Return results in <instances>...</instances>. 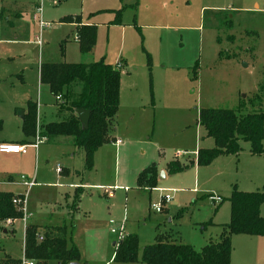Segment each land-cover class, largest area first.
<instances>
[{"label":"rangeland","instance_id":"rangeland-1","mask_svg":"<svg viewBox=\"0 0 264 264\" xmlns=\"http://www.w3.org/2000/svg\"><path fill=\"white\" fill-rule=\"evenodd\" d=\"M36 1L18 0L14 4L13 0H0L2 140L29 142L30 138L22 132V121L17 118V112L26 110L27 103L31 101L38 105V115L42 114L45 121L50 118L53 122L67 120V114L61 107L68 110L70 99H74L79 87L72 88L67 102L63 99L56 101L38 81L42 65L64 61L61 45L64 59L68 62L77 60L79 64L86 65L103 60L113 66L115 62L124 60L123 55H126L138 64L139 59L144 60L145 65L132 66L130 79L125 74L121 75L119 113L114 125L116 131L109 135L111 141H121L119 148L116 149L111 142L100 147L94 154L92 170L84 172L81 156L70 158L71 153L65 149H61L62 154H57L59 148L54 144L42 145L38 147L37 162L30 165L31 176L18 169V160L2 161L0 190L23 191L27 213L32 214L30 221L46 225L53 221L50 212L55 192L68 191L67 187L57 189L56 185L78 183L92 186L86 189L80 206L78 204L79 213L73 223L76 229L72 245L77 248L79 260L84 264H141V252L135 263L113 262L111 256L120 244L116 242L113 248L111 246V241L115 242L110 233L113 227H124L127 234L124 240L129 235L137 236L140 250L153 245L158 235L177 238L180 244L191 246L196 251L208 240L215 242L217 230L208 226L216 223V219H230L227 200L233 188L242 193H252L243 192L241 188L257 187L256 191H260L264 187V156L256 159L254 166L241 154L238 160L223 158L212 167H198L195 159L198 172L191 168L176 176L169 175L165 180H159L151 191L139 189L136 176L151 162L158 169L166 170L170 162L185 166L191 163L190 160L194 161L196 145L201 142L197 127L201 110L237 111L245 104L239 110L241 114L255 109L264 112V102L254 100L259 88L264 86V0H177L173 4V0H53L43 7L42 20L48 23L43 29L33 20ZM180 7H183V49L178 47L179 34L171 39L176 45L175 50L183 54V96L174 94L167 100L160 92L163 81L159 76L161 65L154 57L153 76L150 55V66L147 64L142 40L144 33L148 42L149 31L139 25H162L166 16L164 19L161 16ZM95 9L97 12L93 14L98 10L100 13L89 17ZM119 10H122L117 18L120 25H113L115 12ZM19 12L21 17H13ZM71 17L88 20L96 27V42L89 55H80L74 43L76 29L62 21L70 18L71 22H78ZM147 17L152 22L148 23ZM124 26H132L133 31L127 29L122 38ZM190 27L201 29L192 30ZM65 40L67 43L62 44ZM243 96L247 98L243 99ZM38 126L42 131V122L36 116L35 129ZM208 142L212 144L213 141ZM201 147H206V143H201ZM240 147L243 151L249 144L240 142ZM2 168L13 183L22 176L35 179L36 187L26 192L23 188L6 185V174ZM56 168L73 170L80 175L73 174L66 181H56L51 175ZM109 190H114L112 199L106 198ZM161 190L169 192L171 201L163 206L162 212L156 213L152 205L160 203ZM77 192L82 193V190ZM211 196L221 199V208L218 204L213 205ZM71 204L63 209L72 208ZM260 215L264 220V204L260 207ZM203 226L205 230H202ZM236 238L240 239L231 243V253L239 256L238 261L242 264H255L256 260L250 256L247 255L250 261L242 257L246 249L251 254L255 252L257 241L246 242L264 240V237ZM1 241L0 236V259L7 256ZM22 242L20 228L3 241L5 251L16 261L23 257Z\"/></svg>","mask_w":264,"mask_h":264},{"label":"trees","instance_id":"trees-1","mask_svg":"<svg viewBox=\"0 0 264 264\" xmlns=\"http://www.w3.org/2000/svg\"><path fill=\"white\" fill-rule=\"evenodd\" d=\"M121 12L122 10L115 12L113 25H120L117 18ZM71 18L78 22L73 23L70 18H64L62 21L77 26L76 41L79 53L82 56L89 55L95 46L96 27L82 25L79 17ZM60 50L63 56L62 45ZM146 58L149 67L150 56L146 54ZM39 82L48 87L51 96L55 98L60 96L66 102L71 98L72 88L79 87L74 99H70L67 110L69 118L62 123L45 125L42 128V135L48 140L55 137L71 138L74 147L83 153V171H91L95 152L111 142L109 134L115 127L119 109L120 73L103 60L88 65L46 64L39 68ZM254 100L264 102V86L259 88V94ZM77 110L89 111L86 126L81 124L76 114ZM36 116V104L28 102L22 120V132L26 138L31 139L35 136ZM198 125L204 130L205 136L214 142V148L198 150L196 157L198 167H208L220 156L237 155L241 151L240 142L249 144L251 155L260 157L264 154V112L261 109H255L247 114L234 110H201ZM1 128L0 121V131ZM194 164L191 162L181 166L177 162H170L166 168L167 173L180 174L192 168ZM157 179V168L155 164H151L137 176L136 185L141 190L151 191L156 188ZM81 194L75 193L71 204L73 213L70 214V233L74 228L73 214L76 212ZM15 197L23 199L24 196L0 192V224L8 220H22L23 213L12 204ZM227 201L230 204L229 223L222 226V231L215 242L209 241L201 250L196 251L191 246L170 242L165 235H158L153 245L140 250L137 236L129 235L114 250L113 262L135 263L141 252V264H230L232 236L264 237V220L260 215V207L264 204V187L252 193H242L233 188ZM38 234L36 226L26 227L23 247L25 259L37 263L57 264L79 261L77 248L74 245L68 247L67 227L44 228L41 242L38 241ZM0 264H20V260L16 261L6 256L0 259Z\"/></svg>","mask_w":264,"mask_h":264},{"label":"crops","instance_id":"crops-1","mask_svg":"<svg viewBox=\"0 0 264 264\" xmlns=\"http://www.w3.org/2000/svg\"><path fill=\"white\" fill-rule=\"evenodd\" d=\"M17 1L18 0H13L12 3H14V4L18 3ZM176 1L177 0H173L172 4L176 3ZM46 4H49V3H46ZM35 6H36V2L34 4V6H33L34 7L33 9H35ZM96 8H102V7H96ZM104 8H106V7H104ZM96 10L97 9H95V11H93L91 14L97 12ZM99 11L100 10H98V12ZM169 12L170 13H166L163 16H161L163 19H164V16H166V18L164 20V24H162V25H152V24L139 25L141 29H144L145 31H149V34H148L147 37H149L150 39L148 40V42L146 41L145 35L143 33V40L142 41H143L144 48H145V50L147 52L145 54L150 55L151 58H152V62H153V69H152L153 76H154V70H155V63H154L155 59H154V57H156L158 65H161V69L162 70H161L159 76L163 79V81H161L162 83L160 85V92L167 98V100H170V98L174 94H176L178 97L183 96V54L181 52H177L175 50L176 45H174V41L172 43V39H171V37H174L175 35L179 34L180 44H178V47L180 48L182 46V42H183V7L174 8L172 10H169ZM13 17H15V18L21 17V12L15 14ZM165 21H167L166 24H165ZM147 22L148 23L152 22L150 20V17H147ZM81 24L82 25H91L90 21H88V20H86V21L82 20ZM11 25H12V23H11ZM70 25L74 26L75 29L77 27L74 24H70ZM127 29H131L132 30L133 27L132 26H124V28L121 30V37L122 38L125 37V34H123V33H125L127 31ZM189 29H192V30H197L198 29L199 30L201 28L200 27H196V29H194V28L190 27ZM163 33H164V37H165L164 42L162 41ZM156 38H157V41H156ZM170 39H171V42H170ZM64 43H67V40L62 42V44H64ZM74 43L78 47V43L76 41V38L74 39ZM182 49H183V46H182ZM182 49H180V50H182ZM78 51H79V49H78ZM123 56H124V60L122 59L119 62H115L113 64V66L111 65V67L113 69H115V70H117L116 65L117 64L120 65V68L117 70L120 73V86H121V75L122 74H125V76L129 77L128 79H130L131 78L130 77V75H131L130 72H131V67L132 66L140 65V66L144 67V65H145L144 60H142V59L141 60L139 59V64H138V63H135L134 61H132L131 59H128V57L126 55H123ZM161 56H162V58H161ZM62 58L64 60L62 63H65V64H79V61H77V60L76 61H69V62L65 61V59H64L65 56L64 55L62 56ZM141 58H142V56H141ZM86 65H88V64H86ZM244 66L246 67V65H244ZM165 77H166V79H165ZM184 79H186V77ZM41 86H43V85H41ZM120 86H119V90H120ZM45 87H46V90L49 92L48 87L47 86H45ZM51 97L53 98V100H56L55 97H53V96H51ZM246 98L247 97L243 96V99H246ZM61 100H62V97H61ZM120 100H121V95H120ZM243 105H245V104H243ZM36 106L38 108V105H36ZM242 106L237 111L241 110ZM40 109H41V107H40ZM61 109H62V111L66 112L67 119H68L69 118L68 111L63 109V107H61ZM21 111H23V113L25 115L26 110L25 109L24 110L21 109ZM118 113H119V109H118ZM118 113L116 115L114 125H116V120H117V117H118ZM37 116L40 119V121L42 122V126L43 127L45 125L52 124V123H62L66 119V118H64L60 122L59 121L58 122H56V121L53 122L52 118L47 119V121H45L44 116H42V114L38 115V112H37ZM17 118H18V116H17ZM18 119L21 120L20 118H18ZM2 124H3V122H2ZM197 127L200 129L199 134H200V141L201 142H198V144L196 145V149L194 151V161L189 159L190 162H192V163L195 162L198 150L202 149L201 143H206V147H204L203 149H212L214 147L213 146V144H214L213 142H212V144L210 142H208L209 140H212V139L211 138H207L205 136L204 130L198 125V123H197ZM115 131H116V126L112 129L110 134L112 132H115ZM201 131H202V134H201ZM112 140L113 141H111V144L114 145V147L116 149L119 148V146L122 144V143H120L119 145H116L115 142L120 141V140H117V139H112ZM0 141L2 143H16V144H19V145H29L32 142V138L29 140V142H26V141H22V142L7 141L5 139L2 140L1 138H0ZM48 143H52L57 148H59V149L56 150L57 154H62L63 152L61 151V149H65L67 152L71 153L70 158H74L75 156H81L82 158L80 160L82 161V165H84L83 153L81 151H78L74 147L73 140L71 138H69V137H55V138H51L49 140L47 139V141L45 143L39 145L38 147H40L42 145H45V144H48ZM211 145L213 147H211ZM38 147H37L36 150H31V151L28 150L27 154H25V155L0 154V170H1V166H2V161L15 159V160H18V162L20 164V168H18V169H20L21 172H26L28 176H31V172L32 171H31L30 165H32V163H34V162H37ZM240 154L242 155V157H245V161L246 160L250 161L251 165H253V166L256 165V163H257V162H255L256 159H260V158H262L264 156V154L262 156H260V157H256V156L251 155L249 147H248V149H244L243 151H240L237 155L220 156L219 158H216L213 161V163L211 165H209L208 167H212V166L217 165L218 161L220 159H223V158H226V159L227 158H233V159H237L238 160ZM151 164H155V163L151 162L150 164L145 166L141 171H139L137 173V176L146 167H148ZM155 166H156V164H155ZM194 166H195V164H194ZM194 166L192 168H195V170L198 172L199 168L196 167V166L194 167ZM3 170H4L3 174H6V179H7V184L6 185L11 184L13 186L23 188L24 191H26V189L23 186L20 185L19 181L13 183L12 178L8 175V173H6L7 171L5 169H3ZM34 173H36L35 170H34ZM162 173H163V179L160 178V175ZM36 174H35V176H36ZM73 174L78 175V176L80 175L79 172H75L73 170L70 171L69 169H64V171L61 170L60 174L57 173L56 170H54L51 175H52V179L53 180L61 182V181H66L67 177H70V175L73 176ZM157 174H158L157 182H159V180H165L166 178L169 177V175L167 173V169L165 170V169H158L157 168ZM177 175H179V174H177ZM137 176H136V178H137ZM175 176H176V174H175ZM32 177L34 178V176H32ZM65 177H66V179H65ZM28 179H30V178H28ZM18 180H19V178H18ZM34 181H35V184H36V180L35 179H34ZM62 185H58V186L56 185V188L57 189H63L65 187H67L68 191H64L62 193L61 192H55V196H53V209L50 212V217H52L50 219H53V221H48V223H46V225L39 224V223H33L32 221H30L31 218H32V214L27 213V209H26L27 208V202H26L25 211H26L27 216H29V218L26 220V222H23L22 220H18V221H13L9 225H7L5 223L0 224V228H1L0 229V236H1V239H2V241H1L2 249H3L4 253L9 258L15 260L9 254H7V252L5 251L4 246H3V241L6 240V239H9V237H12L17 232L18 228H20L22 230V235H23V242H22V253H23L25 229H26V227L28 225H33V226H36L38 228V230L40 232V233L38 232L39 233L38 236H42L44 228L63 227V226H65V227H67V232H68V236H67V238H68V247H70L73 244L72 237H73L74 231L76 229V227L74 225L73 231L70 233V223H71L70 214H72L73 212L70 213V211H69V210H72L71 207L70 208L67 207V208H64V209H63V207L71 204L73 199H74L75 193L77 194L78 190H82V194H81V197H80V202L78 203L79 206H80V203H81L84 195H86L85 194V191H87L86 189L93 188V187L92 186L91 187L83 186V185L78 184V183L62 184ZM52 186H55V185H52ZM34 187H36V185ZM34 187H32L31 189H33ZM245 188H247V187L241 188V191H243V192H250V191L251 192H255L257 187H254V189H245ZM125 191H126V189H125ZM0 192L11 193V194H13L15 196H19V195L23 196V194H24L23 191L12 192V191H9L8 189H1ZM113 193H114V191H112V197L114 196ZM106 198H107V196H106ZM217 198L220 201L217 202L215 200ZM107 199H112V198H107ZM210 200L212 201L213 205L218 204L219 205L218 208H221L220 204L222 202H221V199L219 197L211 196ZM225 211H226V208H225ZM228 212L230 214V204L229 203H228ZM78 213H79V207H77L76 212H74V214H73V223H74V219L77 217ZM229 220H230L229 218L228 219L223 218L222 220H217L216 219V221H215L216 223L211 224V225L208 226V227H210L211 229H213L215 231L217 230V232H216V236L217 237L216 238H218L219 234L221 233L222 226L227 225L229 223ZM202 225H205V223H202ZM205 226H203L202 230H205L204 229ZM236 237H246V235H240V236L234 235V236H232L231 237V243L232 244L234 242V239H240V238H236ZM247 237H253V236H247ZM258 238H261V237H258ZM167 239L170 242L180 243L177 238H172V237H168L167 236ZM249 239H255V238H249ZM209 241H211V240H208V242ZM236 241H238V240H236ZM255 241H257L256 245H257L258 248L255 250V252L253 254H251V252H247V249H246V252L243 253L242 259H245V257L247 258V255H248V256H250L251 259H255L256 260V262H254L255 264H264V244L262 242L264 240H247L246 243L255 242ZM208 242L204 243V245L202 247H200V250L205 245H207ZM113 243H114V240L111 241L112 248H113ZM232 244H231V252H232ZM113 256H114V252H113V254L111 256V259H113ZM79 258H80V255H79ZM238 258H239V256H237L234 253L233 254L231 253V256H230L231 264H242V263H240L238 261ZM247 260H249V259L247 258ZM52 263L57 264L56 262H52ZM76 263L84 264L81 261V259L78 262H76Z\"/></svg>","mask_w":264,"mask_h":264},{"label":"built area","instance_id":"built-area-1","mask_svg":"<svg viewBox=\"0 0 264 264\" xmlns=\"http://www.w3.org/2000/svg\"><path fill=\"white\" fill-rule=\"evenodd\" d=\"M53 0H37L36 1V6L34 9V15H33V20L38 23V26L40 29H43L48 26V23L44 22L42 20V13H43V7L46 3H52ZM117 70L120 68V65H116ZM56 101H61V97L57 96ZM47 141L46 137H43L41 129H39V126L36 129L35 136L32 138V142L29 145H11V144H0V154H7V155H25L27 154V150L29 148H33L34 150L37 149V147ZM121 142L117 141L115 142L116 145H119ZM179 153L177 154V157H179ZM57 173H61V170L59 168H56ZM19 183L21 186H23L26 189V192L30 190L32 187L35 186V181L34 179H28L26 177H20L19 178ZM112 191L114 190H109V192L106 193L107 198H112ZM162 196L160 197V203L153 204L152 209L156 213H160L163 211V206L167 205L171 201V196L169 195L168 191L161 190ZM23 199L20 198H13L12 204L17 208L19 211L23 213V218L22 221L26 222V220L29 218L27 216L26 211H25V206H26V196L23 195ZM217 202L220 201L218 198L215 199ZM13 221H6L5 224L9 225ZM110 233L112 234L113 237H115V243H121L124 238H125V229L123 226L120 227H113L110 230ZM43 240L42 236H38V241L41 242ZM20 264H36L35 261L32 260H27L22 257L20 260Z\"/></svg>","mask_w":264,"mask_h":264},{"label":"water","instance_id":"water-1","mask_svg":"<svg viewBox=\"0 0 264 264\" xmlns=\"http://www.w3.org/2000/svg\"><path fill=\"white\" fill-rule=\"evenodd\" d=\"M76 114L79 117L81 124L83 126H86L87 121L89 119V111H87V110H77L76 111ZM17 116H18V118H20L21 120H23L24 119V113H23V111H18L17 112ZM160 178L163 179V173L160 175ZM113 246H114V243H113ZM70 264H78V263H70Z\"/></svg>","mask_w":264,"mask_h":264}]
</instances>
